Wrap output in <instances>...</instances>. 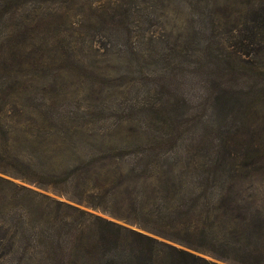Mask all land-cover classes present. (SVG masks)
Returning a JSON list of instances; mask_svg holds the SVG:
<instances>
[{
	"label": "rangeland",
	"instance_id": "374dc122",
	"mask_svg": "<svg viewBox=\"0 0 264 264\" xmlns=\"http://www.w3.org/2000/svg\"><path fill=\"white\" fill-rule=\"evenodd\" d=\"M1 78L53 100L93 146L152 150L164 170L228 148L254 167L241 196L264 217V0H0Z\"/></svg>",
	"mask_w": 264,
	"mask_h": 264
},
{
	"label": "trees",
	"instance_id": "16d2710c",
	"mask_svg": "<svg viewBox=\"0 0 264 264\" xmlns=\"http://www.w3.org/2000/svg\"><path fill=\"white\" fill-rule=\"evenodd\" d=\"M78 122L0 79V264H264L263 212L241 196L254 167L218 145L205 167L164 170L152 150L93 146Z\"/></svg>",
	"mask_w": 264,
	"mask_h": 264
}]
</instances>
